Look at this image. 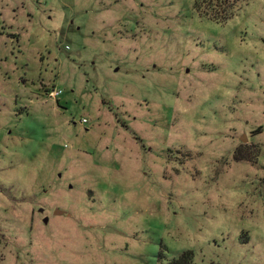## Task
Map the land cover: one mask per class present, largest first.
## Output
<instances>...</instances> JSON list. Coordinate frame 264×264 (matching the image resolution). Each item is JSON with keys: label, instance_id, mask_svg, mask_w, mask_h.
<instances>
[{"label": "rangeland", "instance_id": "1", "mask_svg": "<svg viewBox=\"0 0 264 264\" xmlns=\"http://www.w3.org/2000/svg\"><path fill=\"white\" fill-rule=\"evenodd\" d=\"M211 5L0 0V264H264V0Z\"/></svg>", "mask_w": 264, "mask_h": 264}, {"label": "trees", "instance_id": "2", "mask_svg": "<svg viewBox=\"0 0 264 264\" xmlns=\"http://www.w3.org/2000/svg\"><path fill=\"white\" fill-rule=\"evenodd\" d=\"M229 1V0H206L209 4H212L214 6H210L212 8H215L217 10L214 12V14H211L212 18L215 19H223L226 20L228 17L232 14L231 11H229V8L225 10V8H220L221 6H224V4ZM197 4H201V0H197ZM199 6V5H198ZM193 259H194V252L191 250H186L182 252L178 257L174 258L172 261H170L168 264H193Z\"/></svg>", "mask_w": 264, "mask_h": 264}, {"label": "water", "instance_id": "3", "mask_svg": "<svg viewBox=\"0 0 264 264\" xmlns=\"http://www.w3.org/2000/svg\"><path fill=\"white\" fill-rule=\"evenodd\" d=\"M241 140L245 142L247 140V136L244 134V136L241 138ZM42 209H44V208H41L40 210H42ZM64 213H65V210H63L61 208H56L55 211H54V214H56V215H62ZM48 220H49V217L46 216L44 218V222L47 223Z\"/></svg>", "mask_w": 264, "mask_h": 264}, {"label": "built area", "instance_id": "4", "mask_svg": "<svg viewBox=\"0 0 264 264\" xmlns=\"http://www.w3.org/2000/svg\"><path fill=\"white\" fill-rule=\"evenodd\" d=\"M61 93V90L60 91H57L56 89H52L48 95L51 97V98H57ZM83 122H86V119L83 120Z\"/></svg>", "mask_w": 264, "mask_h": 264}, {"label": "flooded vegetation", "instance_id": "5", "mask_svg": "<svg viewBox=\"0 0 264 264\" xmlns=\"http://www.w3.org/2000/svg\"><path fill=\"white\" fill-rule=\"evenodd\" d=\"M41 212H43V213H44V212H45V208H44V209H42V210H41ZM65 213H66V211H65Z\"/></svg>", "mask_w": 264, "mask_h": 264}]
</instances>
